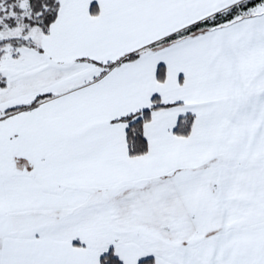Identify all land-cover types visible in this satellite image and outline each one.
I'll return each instance as SVG.
<instances>
[{"label": "snow or ice", "instance_id": "snow-or-ice-1", "mask_svg": "<svg viewBox=\"0 0 264 264\" xmlns=\"http://www.w3.org/2000/svg\"><path fill=\"white\" fill-rule=\"evenodd\" d=\"M0 264H264V0H0Z\"/></svg>", "mask_w": 264, "mask_h": 264}]
</instances>
